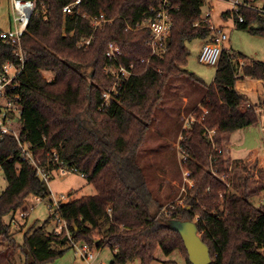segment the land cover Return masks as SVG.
<instances>
[{"label": "trees", "instance_id": "16d2710c", "mask_svg": "<svg viewBox=\"0 0 264 264\" xmlns=\"http://www.w3.org/2000/svg\"><path fill=\"white\" fill-rule=\"evenodd\" d=\"M33 1L34 11L21 36L27 60L18 77L19 131L43 163L51 165V151L56 150L60 160L95 188L94 194L59 206L58 216L66 220L71 239L90 249L108 246L117 264L135 259L151 264L158 247L166 253L179 249L186 264H192L181 236L166 223L170 218L192 220L208 246V264H264V204H252L249 191L230 193L220 179L228 174L223 134L257 121L254 108L235 88L236 81L264 80V61L242 64L238 75L233 56L222 51L213 81L203 85L205 94L193 110L195 118L179 140L185 155L182 165L193 185L185 188L182 203L172 202L162 210L164 204L148 188L136 155L168 81L192 77L185 69L186 43L210 40L213 34L209 23L201 21L203 0H168L172 15L168 49L147 67L140 59L150 51L145 42L148 30H126V25L146 18L160 0H80L78 12L66 16L63 7L74 0ZM262 2L260 9L240 6L234 11L235 26L264 36ZM100 12L112 21L96 29L87 46L79 45L92 32L90 18ZM109 42L120 46L123 64L136 63V74L102 106V93L113 82L105 72ZM12 51L13 46L0 38V65L12 59ZM42 71H50L53 79L43 77ZM0 167L6 179L0 193V237L25 255L21 264H43L72 248L64 231H47L54 213L42 226L25 232L22 245L14 244V233L3 217L20 208L28 196L45 198L50 191L35 169L21 160L12 135L0 138Z\"/></svg>", "mask_w": 264, "mask_h": 264}, {"label": "rangeland", "instance_id": "374dc122", "mask_svg": "<svg viewBox=\"0 0 264 264\" xmlns=\"http://www.w3.org/2000/svg\"><path fill=\"white\" fill-rule=\"evenodd\" d=\"M248 1L257 9H260L263 3L262 0ZM207 2L212 5V22L223 25V29L228 35L225 45L227 53L233 56L232 63L236 74H242L241 65L244 63H250L253 60L264 61V36L253 34L248 29L235 26L231 0H208ZM207 10V4L203 2L201 18L205 17ZM225 11L228 12L223 16L222 13ZM11 16L10 0H0V28L9 27ZM202 40L196 38L186 43L189 48V56L185 69L192 74V77H173L168 81L162 98L154 111V116L147 124L144 141L137 150V162L153 196L164 204L162 210L167 209L172 202L182 203L180 197L188 186L184 179L185 169L182 165L184 158L179 140L183 131L189 127V123L195 118L193 110L200 106L201 99L205 94L204 86H209L215 75L216 65L204 64L198 59V51L200 44L203 43ZM42 72L43 77L46 79H53V74L50 71ZM238 81L240 87L237 91L247 103H258L259 97L263 99V95L259 94L263 90V85L254 82L252 84L247 82V79L243 82L242 79H238ZM263 123L257 121L254 124L239 128L231 134V156L242 158L252 148L264 153V137L260 129ZM16 124L18 128L21 126L20 118ZM250 175L251 173L241 180L239 195L251 189L253 179ZM5 186L6 179L0 167V193ZM48 187L49 191H53L55 194L71 192L74 197L96 192L94 186L88 183L76 170L68 171L65 174H52ZM228 191L231 193L229 188ZM49 198L46 196L40 198L41 200H36L34 195H30L20 208L3 217L4 221L9 224L10 231L14 233L15 245L23 244L25 232L47 222L52 211L49 208ZM250 201L256 206L264 204V188L260 189L259 193L252 194ZM23 210L27 211V215L20 218L19 213ZM13 217L17 221L16 225L11 223ZM55 225V221L46 224L47 231L52 232ZM198 233L200 234V232ZM93 253L98 254L94 264H115L113 263V253L108 246H102L99 251L94 250ZM25 261V255L20 250L14 251L7 244V241L0 237V264H21ZM83 263L82 257L76 256L73 248H69L60 256L43 264ZM127 264L140 263L138 259H135ZM151 264H186V258L179 249L166 253L158 247Z\"/></svg>", "mask_w": 264, "mask_h": 264}, {"label": "built area", "instance_id": "2783aa9c", "mask_svg": "<svg viewBox=\"0 0 264 264\" xmlns=\"http://www.w3.org/2000/svg\"><path fill=\"white\" fill-rule=\"evenodd\" d=\"M207 1L208 0H203V2L207 4L208 10L205 13V17L201 18V21L209 23L210 27L213 29V34L210 40L203 44L198 59L204 64L217 65L222 51L227 50L225 43L228 39V35L221 27L216 26L212 22L211 4ZM10 3L12 8L11 27L0 30V38L13 46L12 59L0 65V138L5 135H12L17 141L21 160L31 165L35 169L37 176L48 185L52 174H65L68 171H75V169L60 160L56 150L51 151V156L53 158L52 164L43 163L41 159L34 154L30 145L22 139L19 128L16 126L22 109L21 95L18 91V77L27 60V52L22 46L21 36L26 30L29 18L35 6L33 0H10ZM231 3L233 5V12L237 11L240 6L253 7L248 0H231ZM79 4L80 0L67 3L63 7V14L66 16L74 14L75 12L77 13ZM149 12V15L143 20L126 25V30H148L145 42L150 51L147 57L140 59V62L143 63L145 67L150 64L152 58L161 57L167 51L172 25L171 6L168 0H160L159 5L151 7ZM112 19L113 18H108L103 12L92 16L90 18L92 32L90 36L81 39L79 45L87 46L94 38V31L104 25V23H110ZM239 20L241 21L242 18L239 17ZM105 55L110 61L105 68V72L113 78V82L111 86L104 89L102 93V106L108 104L111 98H115L119 95L120 89L126 81L136 74L135 62L127 65L122 63L120 59L121 49L118 44L109 42L105 50ZM261 130L264 135V124ZM211 133L210 131L209 135H211ZM183 158H185V155H183ZM81 176L83 175L81 174ZM184 179L188 187L193 185L188 170H184ZM220 179L228 184L227 177L222 176ZM48 197H50L49 208L52 210L51 214L54 213L57 215L53 232L58 234L64 231L69 238L74 253L81 256L85 264H93V259L95 257L93 251L86 244L73 241L70 237L66 220L58 216L60 204L73 200L75 197L71 192L66 194H55L53 191L49 192ZM40 198L42 197L35 196L36 200H41ZM26 215L27 211L25 210L19 213L20 218H24ZM11 223L17 224L14 217L11 219Z\"/></svg>", "mask_w": 264, "mask_h": 264}, {"label": "crops", "instance_id": "0c3cea01", "mask_svg": "<svg viewBox=\"0 0 264 264\" xmlns=\"http://www.w3.org/2000/svg\"><path fill=\"white\" fill-rule=\"evenodd\" d=\"M211 8H212V5H211ZM11 24L12 23L9 24V27H11ZM215 25L219 26L223 29V25H221V24H219V25L215 24ZM4 29H7V28H0V30H4ZM207 41H209L208 38L202 40L203 43L200 44V48H199L198 52L201 51L203 44ZM241 79H242V82L245 81V79H247L248 80L247 82H250L252 84L260 83L261 85L264 86V80L263 79H253L250 77H244ZM238 82L239 81L237 80V82L235 84L236 89H239V87H240L239 86L240 83H238ZM259 94L263 95V99H260V97H259L258 103L249 102L248 105L253 107L254 111L257 113V121H260V122L262 121V123H263L264 122V87H263V90ZM262 125L260 126V129H261ZM234 131L223 134L222 142H221L222 143V152L224 154V161H225L224 164H225V168L228 170V174H227L228 188L231 191V193L233 192V193H236L239 195V192H240L239 190L241 187V180L244 179L249 173H251L253 181L251 184L252 187L249 190V192H252L253 194L259 193L260 189L264 188V153H262L261 151L259 152L255 148H252V149H249L247 151L246 155L243 156L242 158H235L234 156H231V150H232L231 134ZM261 134L264 137L262 130H261ZM263 151H264V149H263ZM251 175H250V177H251ZM75 198H77V197H75ZM91 250L92 251H94V250L99 251V249H91ZM75 255L77 256V254H75ZM97 258H98V254L95 255V257L93 259V264L97 260ZM83 261H84V259H83ZM83 264H85V261Z\"/></svg>", "mask_w": 264, "mask_h": 264}, {"label": "water", "instance_id": "95a60500", "mask_svg": "<svg viewBox=\"0 0 264 264\" xmlns=\"http://www.w3.org/2000/svg\"><path fill=\"white\" fill-rule=\"evenodd\" d=\"M167 225L179 233L192 264H208L211 261L208 246L201 240L196 223L192 220L170 218ZM99 242V240H97Z\"/></svg>", "mask_w": 264, "mask_h": 264}]
</instances>
